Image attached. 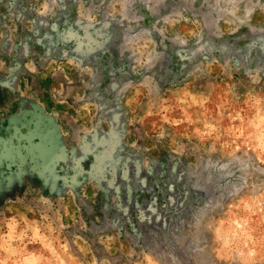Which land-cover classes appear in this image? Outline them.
I'll use <instances>...</instances> for the list:
<instances>
[{"label": "rangeland", "instance_id": "obj_1", "mask_svg": "<svg viewBox=\"0 0 264 264\" xmlns=\"http://www.w3.org/2000/svg\"><path fill=\"white\" fill-rule=\"evenodd\" d=\"M0 264H264V0H0Z\"/></svg>", "mask_w": 264, "mask_h": 264}]
</instances>
